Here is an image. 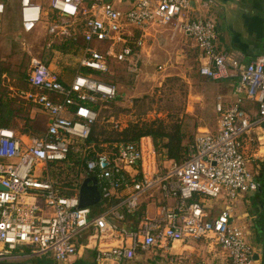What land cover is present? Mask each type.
<instances>
[{"label":"built area","instance_id":"built-area-1","mask_svg":"<svg viewBox=\"0 0 264 264\" xmlns=\"http://www.w3.org/2000/svg\"><path fill=\"white\" fill-rule=\"evenodd\" d=\"M191 2L50 0L46 13L35 0H20L24 31H33L47 17L49 34L76 43L82 67L107 73L111 60H116L136 74L141 58L131 46L133 31L141 32L136 41L140 46L150 27L166 25L196 42L202 76L238 78L243 97L229 107L216 103L217 132H199L182 161L159 155L150 135L115 143L111 153L90 155L94 147L87 140L98 119L94 107L115 99L116 86L83 71L66 85L59 73L34 60L27 78L32 90L22 93L47 115L48 124L39 136L28 137L0 126V262L51 253L57 262L70 264L92 251L95 264H125L142 253H169L176 242L200 240L208 254H226L223 264H262L261 257L254 259L261 249L233 222L230 205L213 217L214 207L195 194L236 201L259 188L243 140L264 122V52L244 60L240 54L219 50L216 22L194 18ZM5 9L0 0V14ZM243 99L255 103V116L243 107ZM71 153L84 162L80 186L87 177L97 180L105 201L97 214L92 207L80 206L76 182L66 186L50 171L53 162L62 167L73 164ZM146 196L161 200L158 213L143 214L135 227L128 223L129 215L139 210ZM170 258L171 264H189L181 256Z\"/></svg>","mask_w":264,"mask_h":264},{"label":"rangeland","instance_id":"rangeland-1","mask_svg":"<svg viewBox=\"0 0 264 264\" xmlns=\"http://www.w3.org/2000/svg\"><path fill=\"white\" fill-rule=\"evenodd\" d=\"M3 2L7 9L0 18V75H2V73H7L8 81L2 76L3 82L6 83L4 87L7 89L8 93L14 95L12 97V104L15 108L14 116L16 117H14L13 125L15 126H13V128H21L29 132L31 135L38 136L44 130L46 125V118L43 115L45 113L40 111L33 102L25 99L22 91L32 90L27 81L28 73L30 72L33 63L32 59L37 58L41 59L44 63H48L44 58L46 51L43 49L46 36L45 29H41L40 27L36 34L22 33L19 38L26 39L25 43L19 39H14V31L16 30V27L19 28L20 26L19 2L18 0H3ZM192 15L194 18L201 19L196 12H193ZM166 27L169 29L173 28L171 26ZM152 28L153 27H150V29ZM173 29L172 33L174 35L180 33L185 34L175 28ZM66 53H70V48ZM144 61H142V65L144 64ZM188 64L189 66L191 64V68L195 72L198 70L199 60H191ZM180 70L176 68L175 73L172 75H166L168 71H162L157 69L156 66H151L148 70L143 69L141 74L136 76L129 72L124 63H118L115 61H111L107 73L88 69V74L91 77L100 80L107 79L114 83L117 88L118 97L113 101L104 104L100 103L98 105V119L96 123L98 126L97 131L102 132L100 138L115 137L114 134L117 131L121 130L131 122L160 119L167 125L176 121H181L186 128L189 137L193 139L200 126L196 124V117L185 112L189 93L191 87H194L195 81L193 80V75L190 77V72H185V74H183L184 70L182 68ZM193 74L197 75V73ZM7 85H9L8 88L6 87ZM10 87L12 88L10 89ZM3 90L5 91V89ZM254 104L253 101L243 102V107L250 112L251 115H254L256 110ZM199 124L201 125V123ZM206 127L213 129L214 124L206 125ZM23 133L21 131L19 134L22 135ZM113 145L114 144L111 145L109 143H104L103 146H101L102 150L95 147L92 150L96 152L111 153L113 152ZM249 156H253L251 158H256L253 162V166L254 170L259 175L262 169L259 168L260 166L257 167V163H264V161H261L264 159V139L261 141L257 140V142H251ZM82 166L83 164L77 165V163H75L69 165L65 163L63 167L55 166L52 167L50 171L53 177L65 181L66 186L70 185L72 182H76V187L80 188L79 181L81 178L79 175ZM248 167L251 169L250 163H248ZM255 192L250 191L246 198H238L237 201L230 200L228 196L213 198L202 193H196L195 196L200 202L205 203L207 206L212 205L214 207L212 211L213 217H216L226 205H230L234 216H236L248 209L250 200H254L253 197L255 196ZM259 205L260 204L255 205L252 203L247 217L250 221V235L247 239L257 249L259 246L254 243L259 242L254 237L253 223L255 220L254 212L260 211ZM245 221L246 225L249 227V223H247V220ZM234 222L238 225L243 224L242 220L236 218ZM188 242L189 244H177V248L181 249L187 247V249L192 252V254L189 255V257L191 256L189 258L190 264H197L198 262H200V264L219 263L210 255L208 256L209 259H207L208 253L204 244L198 240H189ZM156 255H159V257ZM225 255V253L221 254L219 259L223 261ZM43 256H52V254L48 253ZM175 257L178 258L179 256L175 255ZM137 258L140 259H135L125 264H171L169 254L160 250L142 253L141 256H138ZM84 259L93 262V252L88 251Z\"/></svg>","mask_w":264,"mask_h":264},{"label":"crops","instance_id":"crops-1","mask_svg":"<svg viewBox=\"0 0 264 264\" xmlns=\"http://www.w3.org/2000/svg\"><path fill=\"white\" fill-rule=\"evenodd\" d=\"M1 1L3 2V0ZM35 1L44 8L46 13L49 11L50 0ZM18 2L20 26L19 28L16 27V30L14 31V39H19L25 43L26 39L19 38L22 33L36 34L40 27L41 29H45L46 36L43 49L46 51L44 58L48 62L45 64L60 74L64 84L69 85L77 71H82L80 65L82 53L78 51L76 44L69 47L70 53H66L68 50L63 51L60 48L61 45H66L65 43L68 41H61L59 38L49 34L47 30L46 16V18H44L45 21L43 20V22L39 24V26H37L33 31L25 32L21 23L20 0H18ZM191 4L193 12L199 14L201 19H213L216 22L218 33L217 46L219 50L240 54L244 60H252L254 57L264 52V0H192ZM6 9L0 14V18L6 12ZM172 30L174 29H169L163 25L154 26L152 29L147 31V34L143 37L142 45L140 46L137 45L136 41L140 38L141 32L140 30L133 31L131 46L133 45V48L139 52L141 58L139 62V71L133 75L139 76L143 69L148 70L151 68V66H156L157 69L162 71H168L166 75H172L175 73L176 68L179 70L182 68L184 70L183 74H185V72H190V77L193 75L195 85L194 87H191L185 113L196 117V124L200 126L198 127L197 134L202 131L216 133L220 121V114L216 110V103L221 101L222 104H224V107H229L235 103L238 98L243 97L240 81L236 77L211 80L202 76L199 72L201 54L196 42L193 40V38L186 34L180 33L174 35ZM195 59L199 60V66L198 70L194 72L191 68V64L189 66L188 62ZM34 60L43 62L41 59L37 58L32 59V61ZM111 61L123 63L116 60ZM142 61H144L143 65ZM193 73H197V75ZM2 76L4 79L6 78L7 81L9 80L7 73H2ZM5 84L6 83H4V85ZM8 86L9 85L6 87L8 88ZM11 88L12 87H10V89ZM247 101L251 100L243 99V102ZM254 106L256 109L255 104ZM37 108L42 111L39 107ZM43 115L46 118V125L44 128L45 130L48 124V117L46 114ZM255 115L256 110L253 116ZM198 121L201 123V125L198 123ZM210 124H214L213 129L206 127V125ZM13 129H15L18 133L21 131L22 133L24 132L22 136H34L24 129ZM43 131L40 134H42ZM262 139H264V122L261 125L255 127V129H253L250 133L244 135L243 140L244 151L249 159L252 171L256 174L257 172L254 170L253 166V162L256 160V158H251L253 156H249V150L252 141L257 142V140L261 141ZM261 161H264V159ZM261 166L262 162L257 163V167L261 169ZM121 194H125V192ZM246 197L247 194L238 198ZM160 201L161 200L148 199L147 196L142 198V200H140L139 210L129 215L128 223L136 227L139 224L140 216L143 214H146L149 217L156 216L160 206ZM174 201L175 200H167L166 202L171 204L174 203ZM251 205L252 201L250 200L248 209L241 212L240 214H237L236 216H234L231 209L233 222L235 221V218L242 220L243 224L239 225L244 229L247 237L250 235V221L247 217ZM245 220H247V223H249V227L246 225ZM198 241L204 244L202 241ZM177 244H189V242L174 243L171 245L169 253L173 256L178 255L184 257L189 263V258L191 257H189V255H191L192 252L187 249V247H183L181 249L177 248ZM209 255L210 254H207V259H209ZM138 256H141V254ZM212 258L217 260L219 262L218 264H223V261L219 259V257L212 256ZM137 259L140 258H136V260ZM197 264H200V262Z\"/></svg>","mask_w":264,"mask_h":264},{"label":"trees","instance_id":"trees-1","mask_svg":"<svg viewBox=\"0 0 264 264\" xmlns=\"http://www.w3.org/2000/svg\"><path fill=\"white\" fill-rule=\"evenodd\" d=\"M66 45H61V49L63 51H67L69 47L74 46L76 43L68 40ZM133 46V45H132ZM87 67H82L81 70L85 73L88 72ZM2 75H0V126L6 128H13L14 124V113L15 108L12 104V97L14 96L12 93H8L5 89L4 82L2 80ZM104 81L114 84L107 79H103ZM115 85V84H114ZM5 89V91L3 90ZM118 97V95L116 96ZM115 97V98H116ZM114 100V99H113ZM111 100V101H113ZM98 110V106L94 107ZM97 122V121H96ZM94 123L91 128V135L87 140L89 144H92L93 147L102 150L104 143L115 144L118 142H133L139 140L142 136L150 135L153 138L155 147L159 155L166 157L169 161H182L188 157V147L194 142L195 137L191 139L187 133L186 128L183 126L181 121L173 122L170 125L165 124L160 119L150 120V121H135L129 123L127 126L117 131L112 138H100L102 132H98L97 123ZM95 151L91 150L90 155H94ZM69 161L73 164L77 163V165L83 164V160L79 157L71 153L69 155ZM50 169L52 167H60L56 163L49 164ZM261 172L259 175H256V178L259 182V189L255 192V196L253 197L252 203L257 205L260 204V211H255L254 214H259V221L254 227V237L259 243H254L260 246V243H263L264 250V163L262 162ZM80 183V182H79ZM65 185V184H64ZM77 186V185H75ZM67 194H72V190H65ZM257 199V200H256ZM92 207L93 214H97L104 210L105 201L101 200ZM141 212V211H140ZM263 233V234H262ZM252 242V241H251ZM171 256L170 253H168ZM159 257V255H156ZM264 264V259H263Z\"/></svg>","mask_w":264,"mask_h":264},{"label":"flooded vegetation","instance_id":"flooded-vegetation-1","mask_svg":"<svg viewBox=\"0 0 264 264\" xmlns=\"http://www.w3.org/2000/svg\"><path fill=\"white\" fill-rule=\"evenodd\" d=\"M259 189V188H258ZM259 214L256 213L254 214V223H253V228L259 221ZM263 243H260V249L262 252V264H263V259H264V250H263ZM0 264H62L57 262L56 260L53 259L52 256H43V255H26L23 257H20L17 260H12V261H4L0 262ZM70 264H95L94 262H91L90 260H85L84 258H74V260Z\"/></svg>","mask_w":264,"mask_h":264},{"label":"water","instance_id":"water-1","mask_svg":"<svg viewBox=\"0 0 264 264\" xmlns=\"http://www.w3.org/2000/svg\"><path fill=\"white\" fill-rule=\"evenodd\" d=\"M0 189L2 186L0 185ZM79 200L80 206H94L101 200V194L97 186V180L95 177H87L82 182L79 188ZM262 256L259 254H254V259L259 260ZM19 259V258H18ZM17 260V259H16Z\"/></svg>","mask_w":264,"mask_h":264}]
</instances>
